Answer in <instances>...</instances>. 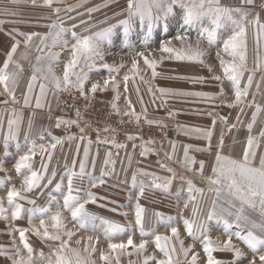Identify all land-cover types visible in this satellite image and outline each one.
Instances as JSON below:
<instances>
[{"label":"rangeland","instance_id":"1","mask_svg":"<svg viewBox=\"0 0 264 264\" xmlns=\"http://www.w3.org/2000/svg\"><path fill=\"white\" fill-rule=\"evenodd\" d=\"M69 5H79L74 7L71 11H66ZM233 5V6H231ZM231 8L239 7V3L231 4ZM0 6L8 8H16L12 10L15 13V18H23L28 25H35L37 33L46 34L50 31L48 27L53 22H62L63 26L68 29L65 33L64 39L69 41L68 47H62L57 45L53 51L59 53L58 60L52 63V67L57 76L62 77L67 62L72 58L71 44L75 43L71 33L75 31L78 36L86 37L92 36L95 33L102 31L103 29L111 26L113 27L112 43L104 42L102 48L104 50V60H96L95 67H89L85 63V57L87 54L81 56L80 64L77 65L76 71L81 68L87 73L88 79L85 81L84 89L87 93V98L81 95L78 88H69L68 90H57L54 84L46 81L40 76L34 86L32 106L28 107L23 104V96L26 94L27 86H24V92L19 90L20 86L16 88V97L19 103H12L11 98L5 92L3 85H0V102L5 100L7 104L0 103V116H3L4 126L0 131V141L8 135L7 121L12 117V108L16 109V114L23 116V123L17 139L9 140V152L10 155H4V148L0 143V165L4 170H0V178L10 176V180L0 184V202L2 206L7 210L6 215L9 216V220L5 221L0 219V244L8 246V248L15 252L12 248V240L15 238L16 246L21 249V253L27 256V250L23 248L22 242L19 239V232L16 231L13 234H9V228H30L27 212L22 214V218L12 220L11 213L15 210L13 205H9L7 199V193L15 185L18 189L23 183V179L26 175H30L32 170L37 172L41 169V157L46 156L47 153L41 154L39 151L40 145L47 146L49 143L54 142V137H65L72 133L77 136L82 135L80 128H84L83 135L91 137L93 144L90 148L89 168L88 171L92 175L99 177L104 169L103 159L105 153L111 150L114 154L113 158L117 160L115 173L112 176L105 177L106 183L103 186L91 189L100 199L96 203H87L86 210L92 214V219L89 221L87 228H80L79 224L72 220L69 211L63 208V197L67 195V177L70 175L73 159H76V170L78 171L79 162L83 158V149L86 146L85 143H81L78 140L71 142L65 141L63 145H57V148L52 154V159L48 163V176L55 171L56 176L52 181V184H47L48 176H45L42 181V186L35 189L31 193H25L30 199L35 200V204H30L26 200H17L24 206L25 209L32 207H44L50 209L42 217H38L32 221L33 224L39 225V219H45V221L51 226L52 221L49 217L61 211L64 221L67 227L74 230L77 234L72 238L71 246L79 247L82 250V254L89 255V253L83 252V249L87 246V237L92 236L94 238L99 237V242L94 246L97 248L95 253H91V259L96 261V264H105L100 259V251H108L113 259L108 264H117L115 257L117 253L112 252L108 248L110 242L119 243L121 241L126 242L129 236H132L136 243H139L142 239L147 240L146 251L137 254L131 247L126 249L120 254L119 264H143L144 256H151L155 254L157 260L164 258L163 253L156 248L155 236L156 232L154 227L147 230V235H141L139 226L136 224L135 213L131 211L134 201H138L142 206L146 205L148 210H152L153 207H171L174 206L173 202L164 199L161 190L154 188H147L145 195L138 196L139 183L134 187L131 181L133 172L140 168L146 172H154L159 177H167L172 173L168 172L165 168L160 167V163L166 164L169 168H172L175 172V179L183 181L187 185L186 181L195 174L192 173V169L183 164L179 160H174L169 155L167 149V143L169 141L183 140L189 141L191 134L187 136L185 132L178 127L175 130L169 131V129H163L161 126H174V125H189V124H203L212 123L213 119L217 120L222 117L231 119L232 117L246 118L248 116L249 109L245 104L237 105L236 107H229L228 104L234 100V88L232 81L227 79V76L223 72V67L220 65L217 52L225 60H231L227 53L223 52V39L229 34V28H222L218 30V39L215 43L209 44L206 38L200 40V46L205 52V56L202 58L204 63L193 60H177L175 53H161L160 46L169 41L170 46L177 50L186 51L188 44L195 45V42L202 33L203 27H211L209 19L204 18L201 23H195L192 25H185L182 23L181 16H173L170 18L168 26L164 27L162 23H158L153 29L147 46L143 44L144 37L146 35V29L139 21L134 25L129 33V39L133 48H125L122 46L123 39V25L120 23L125 18V10L127 8V0H62L61 3L55 4L53 7H60L62 11L56 14L51 8L43 6V0H36L33 5L32 0H19L18 3H12L11 0H0ZM17 8H19L17 10ZM91 10V11H90ZM8 15V14H7ZM6 15V16H7ZM14 15H8V18H12ZM22 21V20H19ZM83 22V23H82ZM75 25V27H73ZM27 29V28H26ZM27 31H29L27 29ZM26 31V33H28ZM184 36L185 40L182 42L177 37ZM33 42H36L33 44ZM32 45L28 47L29 51L32 50V46L39 45V40L34 38ZM51 44V40L48 41ZM34 48V47H33ZM137 51H145L146 55L150 58H154L156 63V72L158 75L152 77V70L148 68L143 60L140 59V72L136 73L131 68L132 59L136 56ZM39 55V53L37 54ZM249 54H247V57ZM23 63V62H22ZM36 63V58L29 62L28 73L33 74V65ZM90 63V62H89ZM107 63L109 65H120L124 67L120 68L119 72L109 73V71L101 65ZM255 67V61L247 60V67L252 69ZM211 65L212 70H209ZM251 72L246 71L244 77L241 80V88H244L247 84V77ZM110 75H114L116 82L119 84V99H116L117 92L111 86L107 90L98 88L96 93H91L90 89L93 83L99 82L101 85L103 81L108 79ZM129 76L127 81V91H125V82L123 77ZM144 77V80L148 81L145 84L140 80V76ZM221 76L222 81L214 79L215 76ZM30 75V80H31ZM202 77V80H196L195 78ZM74 80L75 77L73 76ZM47 85L46 107L42 109L35 108V99L39 96L40 85ZM225 92L224 96H212V97H199L191 95H180V92H205L218 94L221 91V85ZM139 87V92L136 91ZM149 87L152 91L149 92ZM168 88L175 90L173 93L162 94L159 89ZM37 90V91H36ZM155 93V102H153ZM140 97L143 98V104L140 101ZM131 100L132 106H134L135 112L141 114L146 109L147 119L162 121V124H148L144 115H141L139 123L137 124L134 117L129 115H121L126 111H130L128 100ZM245 100V98H244ZM115 104L119 108V113L113 108ZM243 108V113L240 109ZM76 109L81 112L79 125H71L57 128L56 119L58 117L65 120H76ZM35 112V115H33ZM169 112L175 113L174 117H169ZM211 113V115H209ZM32 120V131L27 132V121ZM123 120L125 124L132 127L133 125L141 126V133L133 132L132 129L117 130L120 121ZM111 127L115 131H105V127ZM123 126H121L122 128ZM97 129L99 131V137L101 140L107 139L115 140L119 143H126L127 149H116L111 144H97ZM227 132V127H222ZM217 129H214L216 131ZM117 133V134H116ZM125 134H132L138 137H143L144 140H151L153 143L147 145L150 148H154V152H150L148 156L144 157L140 155L141 152V140L135 141L137 147L133 154L132 141H127ZM196 134V133H192ZM198 135V134H197ZM199 136V135H198ZM202 137V136H201ZM214 139V132L212 141ZM201 140V139H200ZM33 142L37 146V152L32 162L31 170L25 168L20 173L15 170V163L18 161L20 155L25 154L29 148L32 147ZM17 143L20 145L17 150ZM80 145V153L77 156L76 147ZM212 146L214 144L212 143ZM97 150L99 155L97 156ZM116 153H119L118 157ZM126 154L133 156L131 167L128 166ZM92 159L96 160L95 169L91 168ZM197 160H203L196 158ZM110 167V166H109ZM192 171V172H191ZM181 177L184 179L181 180ZM138 181H144L148 184L152 177L138 175ZM200 183L205 184L204 177L197 178ZM63 180V184L60 188L56 185ZM160 182V181H157ZM90 182L87 178L83 181L74 180V188L78 187L79 191L73 192V195L79 197L80 202L88 199L87 191L89 190ZM176 186L173 184L171 187ZM159 195V196H158ZM148 215V213L146 214ZM150 215V214H149ZM105 221H112L120 225L125 222L129 229H125L115 233L111 239L104 236V231L107 227ZM149 222V220H148ZM42 230V229H41ZM154 233V234H153ZM26 235L29 238V243L32 245L33 257L35 264H47L49 258H54L55 249L59 245V241L45 240L40 236H37L33 232H27ZM153 236V237H151ZM76 240H81L82 243L77 245ZM227 238L214 239L213 241H226ZM164 243V242H162ZM168 244H174L177 248V254L180 258V264H185L184 257L180 254V241H175L174 238L167 241ZM184 246L195 245L194 251L198 254L197 264H207V253L203 250V245L200 240L183 241ZM233 243L243 250L246 254L239 264H248L249 259L255 255L246 244L240 239H233ZM214 247L216 245L214 244ZM43 252V257L40 253ZM131 252L132 255H128ZM264 252V251H263ZM213 257L222 261V264H231L234 259V253L230 251H224L217 248L213 252ZM19 258V257H17ZM191 259V253L189 254V260ZM0 264H12L11 259L0 256ZM149 264H154L153 261H149ZM257 264L259 260L257 259Z\"/></svg>","mask_w":264,"mask_h":264},{"label":"snow or ice","instance_id":"2","mask_svg":"<svg viewBox=\"0 0 264 264\" xmlns=\"http://www.w3.org/2000/svg\"><path fill=\"white\" fill-rule=\"evenodd\" d=\"M12 3H18L19 0H11ZM62 0H43V6L51 8L53 12L59 14L62 9L60 7H53L55 4L61 3ZM33 5H35L36 0H32ZM255 0H243L241 6L236 8L222 6L219 0H127V8L125 10V18L120 21L123 25V39L122 46L125 48H133L134 45L130 42L129 33L131 32L134 25L139 21L140 24H143L146 29V35L143 40V44L147 46L149 37L151 36L153 29L158 23H162L164 27L168 26L169 20L173 16H181L182 23L185 25H192L195 23H201L204 18H208L211 27H203L200 37L197 38L195 45L188 44L186 51L177 50L170 46L169 41H165L160 46L161 53H169V58L171 54L175 53V58L177 60H193L204 63L202 59L205 56L203 48L200 46V40L206 38L208 43L211 45L215 43L218 39V30L222 28H229V34L225 39H223V52L227 53L231 60H225L220 56V53L217 52V57L219 58L220 65L223 67V72L227 76V79L232 81V86L234 88V100L228 104L229 107H236L237 105L245 104L244 98L247 97L248 91L251 88L255 73L257 70L264 72V55L259 53V47L262 42H264V20L261 18V13H256L249 19L250 12L247 10V5H254ZM79 5H69L66 11H71L74 7ZM91 11V10H90ZM5 12L8 15H15L11 10L5 9ZM262 12H264V5H262ZM6 23L4 20H0V30L2 26ZM83 23V22H82ZM252 25L254 39L257 48V57L255 60L256 67L249 69L247 67V29L248 25ZM50 31L46 34L31 32V33H20L18 30L13 29L11 32H8L7 35L12 37L13 43L8 52H6V59L3 63V70L0 72V85H3L5 92L11 98L12 103H19V100L16 97V88L18 84L19 73L23 71V66L19 63V60L16 59V53L18 48H20L21 43L27 49L32 45L33 39L37 38L39 40V45L36 47V51L39 55L36 56V63L33 65V74L31 80L27 85V92L23 96V104L25 106H32V97L34 86L37 79L42 76L44 80L54 84L57 90H68L69 88H78L81 92V95L87 98V93L84 89L85 81L88 79L87 73L81 68L79 71H76L77 65L80 64L81 56L87 54L85 57V63L89 67L96 66V60H104V50L102 44L107 42L112 43L113 27L109 26L102 31L95 33L92 36L81 37L78 36L75 31L71 33L75 43L71 44L72 58L67 62L63 76L59 77L55 74L52 67V63L59 58V53L53 51L57 45L62 47H68L69 41L64 39L65 33L68 31L63 26L62 22H53L48 26ZM75 27V25L73 26ZM23 36L25 39L23 41L16 38V36ZM177 39L182 42L185 40L184 36L177 37ZM51 40V44L48 41ZM29 53L27 50L22 53L24 59L28 58ZM140 59L143 60V63L152 70V77H156L158 73L156 72V63L157 61L154 58H150L149 55H146L145 51H137L136 56L132 59L131 68L136 71L137 74L140 72L139 64ZM90 62V63H89ZM15 65L17 71L8 73L7 69L9 65ZM101 67L107 69L109 73L116 72L118 73L120 68L124 67L123 64L120 65H109L103 63ZM209 70L211 71V65H209ZM246 71L251 72L247 77V86L241 88V80L244 77ZM75 77L73 80L72 77ZM196 80H202V77L195 78ZM217 81H222V77L217 75L214 77ZM125 82V91H127V81L129 76L125 75L123 77ZM140 80L145 84L148 81L144 80V77L141 75ZM261 81L264 82V76H261ZM111 86L116 90L117 95L116 99H119V84L116 82L115 76L110 75L108 79L103 81L101 85L99 82L92 84L90 92L96 93L98 88H103L107 90ZM260 90V86L257 85V91ZM139 92V87L136 89ZM152 89L149 87V92ZM159 91L162 94L173 93L175 90L168 88H160ZM180 95H191L199 97H212V96H224L225 92L223 89V84L221 85V91L218 94L205 93V92H180ZM46 96H47V85H40L39 96L35 99V108L42 109L46 107ZM155 102V93H153ZM140 101L143 104V98L140 97ZM7 104L8 101L5 100L0 102ZM130 107V111H126L121 115H129L135 118L137 124L141 118V115L146 116V109L141 114L135 112L134 106L131 104V100L127 101ZM246 107H255V111L252 113L251 122L247 124V128L251 133V130L255 124L258 114L264 110L261 105L255 101L253 97L251 102L245 104ZM113 108L119 113V108L113 104ZM12 117L7 121L8 135L3 138L0 143H2L4 148V155H10L9 152V140L17 139L21 130L23 123V116L16 114V109L12 108ZM243 113V108L240 109ZM35 115V112H33ZM169 117H174L175 113L169 112ZM211 115V113H209ZM76 120H65L58 117L56 119V127L59 128L62 125L71 126L79 125L81 112L79 109H76ZM224 123H228L227 117L221 118ZM239 122V117H237ZM148 124H162V121L147 119ZM120 123H124L123 120ZM216 120L213 119L212 125L209 128H193L188 129L185 126L177 125V127L185 132V134L196 133L199 136H202L208 143L207 147L200 148L193 145L184 146V163L185 165L191 167L196 163H199V168L196 171L203 175L205 169V162L203 160L197 162L194 156L189 154L190 150L194 151H211L212 148V136L215 129ZM4 120L3 116H0V131L3 130ZM166 127V125H163ZM236 127L235 124L230 125L228 131H231L232 128ZM105 131L115 129H109L105 127ZM32 131V120L27 121V132L31 133ZM80 133L82 135L77 136L76 134H68L65 137H54V142L49 143L47 146L40 145L39 151L41 154L47 153L46 156L42 155L41 157V169L39 172L32 170L30 175H26L23 179L21 187L18 189L15 185H12L10 190L7 193V199L9 205H13L15 210L11 213V219L16 220L22 218V214L27 212L30 228H9V234L14 232H19V239L22 242L23 248L27 250V256H24L21 253V249L16 246L15 238L12 240V248L15 249V252H12L8 246L0 244V256L11 259L12 264H35L33 257V247L29 243V238L26 235L27 232H33L37 236L45 240L59 241L58 247L55 249L54 258H49L47 264H96L95 260L91 259V253H95L97 248L94 246L95 243L99 242V237H87V246L83 249V252L89 253V255L82 254V250L79 247H72L71 241L72 238L77 234L74 230H71L67 227L62 212L57 211L52 214L49 219L52 221L51 226L45 221V219H39V225H35L32 221L38 217L44 216L50 211L48 208L44 207H32L25 209L24 206L20 203H17V200H26L30 204H35L34 199H30L25 193H31L35 189H38L42 186V181L45 176H48V163L52 159V154L57 148V145H63L65 141L71 142L78 140L81 143L86 142V146L83 149V158L79 162L78 171L76 170V159H73L72 168L70 170V175L67 177V195L63 197V208L70 212L72 220L79 224L80 228H87L89 221L92 219V214L86 210V204L96 203L100 197L96 195L91 189L103 186L106 183L105 177L112 176L115 173V167L117 160L113 158L114 154L111 150H108L105 153L103 159L104 169L99 177L92 175L89 168V157H90V148L93 144V140L89 136L83 135L85 132L84 128H80ZM97 140L96 143L100 144H111L116 149H127L126 143H119L113 138L112 140H101L99 137L100 129H97ZM127 141H132L133 154L135 148L137 147L135 141L137 139L141 140V156H148L150 152H154V148H150L147 145L153 143L151 140H144L143 137H138L132 134H125ZM261 136L264 137V132L261 133ZM171 145L170 157H174L176 154V143L174 141H169ZM17 150H19L20 145L17 143ZM224 133L221 132L218 137V142L216 144L217 151L215 152V164L211 167L212 175L208 179V191L214 193L215 199L211 202V207L208 212V216L205 220L199 219V206L193 207L192 211L196 220H186L185 226L187 233L192 236L194 240H200L203 245V250L207 253V264H222V261L213 257V252L219 248L220 250L230 251L234 253V259L231 264H239L240 260L245 257V253L241 248L233 243V236L240 239L247 247L255 254L250 259L248 264H257V259L259 264H264V252L261 251V247L264 246V152H262L257 158V151L260 147L256 138L252 135H249L246 139V143L243 146V150L240 158H233L230 155L224 154ZM37 152V146L35 142L28 151L20 155L18 161L15 163V170L17 173H20L22 169L32 168V162ZM80 153V145L77 144L76 154L77 156ZM96 155H99L97 150ZM119 153H116L118 157ZM126 159L128 161V166L131 167L133 156L126 154ZM96 160L92 159L91 168L95 169ZM110 166V167H109ZM161 168H165L168 172L172 173L168 177H159L154 172H146L144 169H136L131 177L133 186L135 187L139 183V192L138 196L142 197L145 195V190L147 188H154L162 190L164 192H170L171 185L175 179V172L172 168H169L166 164L160 163ZM0 170H4L2 165H0ZM138 175L150 176L152 180L145 184L144 181H138ZM56 173L53 171L50 176H48L47 184H52L53 179L55 178ZM85 178L90 182L89 190L87 191L88 199L80 202L78 196L73 195L74 190L79 191V188H74V180L83 181ZM184 178L181 177V180ZM10 180V176H5L0 178V184H3ZM160 181V182H157ZM63 180L56 185L57 188H60L63 184ZM187 191L190 194V201H196V195H191L192 193L203 194L204 189L198 188L189 178L187 181ZM214 186V187H213ZM185 207H188V204H185ZM7 210L2 206L0 202V219L5 221L9 220V216L6 215ZM253 212L256 213L253 216ZM213 217L219 218L223 221L224 231L227 233V240L213 241L211 235L209 234V229L207 225V219ZM135 220L136 224L139 226L141 235H147L144 231V209L141 207L139 202L136 204L135 211ZM107 227L104 229V236L108 239L122 230V226L116 224L112 221H105ZM236 224L238 228H246L247 231L237 230L235 232L231 231L232 224ZM195 227V231H194ZM42 229V230H41ZM171 237L167 235H155V244L156 248L163 253L162 259L157 260L155 254L151 256H144L143 264H149V261H153L154 264H180V258L177 254V248L174 244H168L167 241L173 237H178L179 229L177 227H171ZM162 241L164 243H162ZM77 245L82 243L81 240H76ZM148 244L147 240H141L139 243H136L132 236H129L127 241H121L119 243L110 242L108 248L117 253L115 260L119 264L120 254H122L126 249L131 247L137 254L146 251V246ZM214 244L216 247H214ZM195 245H190L188 247L184 246L183 241H180V254L183 255L185 264H197L198 254L194 251ZM191 253V259L189 260V254ZM43 252L40 253V256L43 257ZM128 255H132L131 252ZM19 257V258H17ZM100 259L108 264L109 261L113 259L111 254L108 251H100ZM129 264H132V261H129Z\"/></svg>","mask_w":264,"mask_h":264},{"label":"crops","instance_id":"3","mask_svg":"<svg viewBox=\"0 0 264 264\" xmlns=\"http://www.w3.org/2000/svg\"><path fill=\"white\" fill-rule=\"evenodd\" d=\"M219 2L222 6L230 7L231 4H235V3L236 4L239 3V6H241L243 3V0H219ZM262 5H264V0H255L254 5L246 6L247 10L250 12L249 19H251L252 16H254L256 13H261V18L262 20H264V12H262ZM5 9L12 11L16 8L10 9L8 7L0 6V20L6 21V23H4V25L2 26V30H0V72L4 71L3 63L6 59L5 54L6 52L10 50L11 44L13 43L12 37L7 35V33L11 32L13 29L18 30V32L20 33H26L27 29L29 30L27 31L28 33L37 31V29H35L36 28L35 25H28L27 27L25 21H23L24 20L23 18H15V15L12 16V18H8V15L5 12ZM18 9L19 8H17V10ZM19 20H22V21H19ZM16 38L21 41L25 39V37L19 36V35H17ZM35 43L36 42H33V44ZM36 47L37 45L32 46V50L29 51V49L28 48L26 49L23 43H21L20 48H18L17 50L16 59L19 60V63L23 66V71L19 73L18 84H17V86H20V89H22V90H19L21 92H24V86H27L28 83L30 82L29 77L30 75H32V73H28L29 71L28 68L30 66L29 62L31 63V60L35 59L38 54V52L36 51ZM26 50L29 53V55L27 59H24L22 57V53H24ZM259 53L261 55H264V42L260 44ZM247 54H249V56L247 57L248 61L251 62V61L256 60L257 48H256L255 39H254L253 27L250 24L248 25V29H247ZM252 65L253 64H251V66ZM255 67H256V64H255ZM16 71L17 69L15 65L10 64L9 68L7 69V72L12 73ZM261 76H264V72L257 70L255 73L253 84L248 91L247 97H245V102L247 103L251 102L253 97H255V101L261 105L262 109H264V82L261 81ZM257 85L260 86L259 91H257ZM246 86L247 84L245 85V87ZM25 90H27V88H25ZM247 109H249V112H248L249 115L246 116V118L239 117V122L237 121V118L235 117H232L231 119H227L228 121L227 124L224 123L221 118L216 120L215 129L217 130L214 131V139L211 142L214 144V146H212L211 151H204V152L194 151V150L189 151V154L191 156H194L195 159L200 158V159H203V161L205 162V169H204L203 175L199 174L196 171V169L199 168V163H196L195 165H192L191 167L188 166L189 168L192 169L193 172L192 171L191 172L195 174L194 176H191L190 179L193 181L196 187L204 189V192L202 195L199 193L191 194V195H196L197 197L196 201H190L189 199L190 194L187 191V185L183 184L184 183L183 181L174 179L172 185L176 184V186L171 187L170 192H167V193L162 192L161 194L163 195L164 199L169 200L170 202H173L174 206L161 207L159 205L158 207H153L152 210H148L146 205L142 206V204L139 203L141 207L144 209V231L146 233H147V230L154 227L156 228L155 229L156 235L157 234L167 235L171 237V231H170L171 227H177L179 229V234H178V237H173L175 241L178 242L181 240L182 241L194 240L192 236H190L186 231L185 221L197 219V216H195L192 211L193 207L197 206V204L200 209L199 214H198L199 219L205 220L208 216V212L211 207V202L212 200L215 199L214 193L208 191L209 184H208L207 178L212 175L211 167L214 166L215 164V152L217 151L216 144L218 142V137L220 136L221 132L224 133V144H225L224 154L225 155H230L233 158H240L242 150H243V146L245 145L246 139L249 135L254 136L260 145L257 151V158L262 152H264V137L261 136V133L264 132V110H262L258 114L255 124L250 133L247 128V124L251 122L252 113L255 111V107H247ZM205 122L206 121H204L203 124H189V125H182V126H185L188 129H193V128H209L212 125V123H205ZM233 124H235L236 127L232 128L231 131L227 130L226 132L225 130L222 129V127L229 128V126ZM161 127L163 129H169V131H172L177 128V125L166 126V127L161 126ZM190 134H191V138L193 139V141L192 140H189V141L175 140L174 141L176 143V154L172 158L174 160L176 159V160L181 161L183 164H185L183 162L185 145H193L195 147L204 148V147H207V143H208L203 137L198 136L197 134L189 133L187 134V136H189ZM166 145H167L166 147L170 154L171 145L169 142ZM196 161L199 162L201 160L196 159ZM168 176H170V174H168ZM197 176L204 177L205 178L204 181L206 183L205 184L200 183L199 180L196 179ZM186 203L188 204V207H185ZM133 204L134 205H132L131 211L135 213L137 201L136 202L134 201ZM147 213L148 215H146ZM252 214L253 216L256 215L255 212H253ZM120 225L122 226L121 231L125 229H129V226L125 222L120 223ZM207 225L209 229V234L211 235L213 240L227 238V233L224 231V225L221 219L216 218V217L207 219ZM237 230H243L245 232L247 231L246 228L240 229L237 227L236 224L233 223L231 231L235 232ZM102 231H104V229ZM121 231H118V232L121 234ZM194 231H195V227H194ZM235 238L237 237L233 236V239ZM261 251L262 252L264 251V246L261 247Z\"/></svg>","mask_w":264,"mask_h":264},{"label":"built area","instance_id":"4","mask_svg":"<svg viewBox=\"0 0 264 264\" xmlns=\"http://www.w3.org/2000/svg\"><path fill=\"white\" fill-rule=\"evenodd\" d=\"M121 126H123L122 128H121ZM111 127H114L113 125L112 126H110V124H109V129H112ZM132 128H134V130H133V132H135V133H141V131H142V127L141 126H136V125H133L132 127L130 126V124L129 125H127V124H125V123H119V127H118V129L117 130H122V131H124L123 129H132ZM109 131H111V130H109ZM108 131V132H109ZM125 132V131H124ZM117 134V133H116Z\"/></svg>","mask_w":264,"mask_h":264},{"label":"bare ground","instance_id":"5","mask_svg":"<svg viewBox=\"0 0 264 264\" xmlns=\"http://www.w3.org/2000/svg\"><path fill=\"white\" fill-rule=\"evenodd\" d=\"M37 91V90H36Z\"/></svg>","mask_w":264,"mask_h":264}]
</instances>
